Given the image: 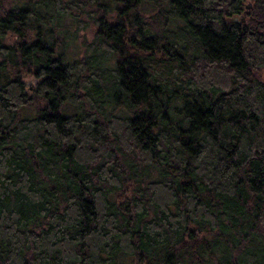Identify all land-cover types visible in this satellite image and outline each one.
I'll return each instance as SVG.
<instances>
[{"label": "trees", "instance_id": "trees-1", "mask_svg": "<svg viewBox=\"0 0 264 264\" xmlns=\"http://www.w3.org/2000/svg\"><path fill=\"white\" fill-rule=\"evenodd\" d=\"M263 77L264 0H0V264H264Z\"/></svg>", "mask_w": 264, "mask_h": 264}, {"label": "rangeland", "instance_id": "rangeland-1", "mask_svg": "<svg viewBox=\"0 0 264 264\" xmlns=\"http://www.w3.org/2000/svg\"><path fill=\"white\" fill-rule=\"evenodd\" d=\"M144 11L147 14H152L154 12V8L149 4L145 6ZM79 19H80L79 22L81 21L80 25L77 26V28L74 26H72L71 28V31L74 34H76L75 37L76 39L71 41L69 47L71 54L74 56H81L83 54L85 49L84 43L89 42L93 39V35L96 29L94 22L85 13L82 14ZM14 39H16V37H12V38L8 37L7 41L9 42V44H11ZM263 81H264V77H263ZM24 82L29 87L30 90L33 88V86L36 85L38 80L33 76L27 75L24 77ZM25 112H29V111H25Z\"/></svg>", "mask_w": 264, "mask_h": 264}]
</instances>
